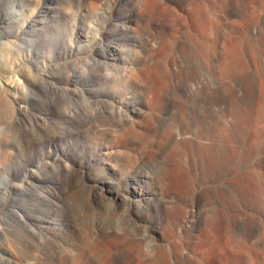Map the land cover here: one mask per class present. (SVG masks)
Segmentation results:
<instances>
[{
	"label": "bare ground",
	"instance_id": "obj_1",
	"mask_svg": "<svg viewBox=\"0 0 264 264\" xmlns=\"http://www.w3.org/2000/svg\"><path fill=\"white\" fill-rule=\"evenodd\" d=\"M26 1L30 6H33V3H37L35 10L32 8L29 9L30 15L28 16L27 24L22 28L23 32L29 35L33 32L40 31L38 28L39 26L36 25L42 20L41 17L45 10L46 12L48 11L50 15L55 11L53 10L54 7H52L53 4H49L54 0H50L49 3V0ZM83 1L85 5L81 8L79 7L76 13L79 23H83L81 27L85 26L81 30L80 35L84 32V35H92L88 48L81 56H86L85 63L82 61L86 68L85 71L81 70L84 74H79L78 70L76 71L72 68L74 66L72 63L73 61L71 62V67L59 66L56 68L55 71L57 72H55V74L48 72L47 65L39 61L35 62L29 69V79L16 78L12 80L8 79L5 74L0 75V99L4 100L3 102H11L12 114L10 115L15 117H12L15 123L12 124L14 127H17V130L20 132L18 133L17 131V135L20 134V136H22L21 139L19 138V142L22 140V144L24 142L29 144L30 142L28 140L31 138V134L34 133V130H40L44 133L42 130L43 126L41 128L39 126L40 118L37 117V114L33 115L32 121L27 118V115H29V112L32 110L31 104L36 101L38 93L44 96L49 95V97L50 95L55 97L60 95L59 97H61V94L62 96L70 94L67 87L64 88L58 85L59 82L65 81L67 85L70 82L74 83L76 92L79 93L80 97L81 95L86 96L89 100L91 99L90 101H92V99L104 98L106 96L104 95L106 91L96 90L94 86L89 84V78H92L95 72L91 75L88 73V70L90 72V70L92 71L96 68L98 71L99 68L97 69V67L101 65L102 67L104 65V69L101 67L104 72H107V69L109 70V68L106 69V66H112L115 70L124 72L125 77L126 74H128L125 80L128 79V81L136 82L135 79H143L144 81L141 80L143 86L145 85L143 82H146L144 100L139 103L137 102L138 100H129L133 97L130 96V98L127 99L128 103L125 106L121 105L126 108V111L122 108L124 113L122 114L121 112L120 116L122 119L119 117L118 120L121 119L129 126L125 124L126 127H128L126 128L123 125L124 123L121 124V121H119L118 125L121 124L127 129L122 131L117 125L121 129L122 134L119 135L120 131L118 132L116 130L118 136L116 135L115 128L117 127L114 125L112 126L114 129L110 128V131H115L110 133H115V137L118 138L96 143L93 152L90 148H88L89 151L86 149L89 154L91 153L90 157H98L96 160L92 158L89 162H85L84 157L81 155L85 156L86 151L84 152L81 148L76 147L75 150L78 151V154H80L79 157L82 158V162H80L79 165L72 161V163L67 162L62 157L59 158V156L43 164V168L46 167L47 169L55 170L53 173H55L56 178L46 176L42 178L38 171L43 168H37V171H30L27 174L28 176L24 179L28 186L37 187L29 183V180L35 178L38 179L39 183L48 185L44 187V189H40L44 190V193L32 197L29 204L24 208L17 206L15 210H12L11 216L14 217L13 223L6 222V219H0V264H21L22 262L15 254L10 244L9 238L11 239V237L9 235L13 231L19 234L23 233L26 236L36 235L39 239H48L49 241L60 234L72 230L68 221L65 220L64 216L60 213L65 202L76 196V192L74 191L76 188L74 183H71L75 179H78L80 181L79 183L86 186L90 200H99L100 202L106 201L108 206L110 204L116 211L118 210L119 215L121 212L126 214L127 219H129L130 224L133 226L131 227L132 229L128 228L131 229L129 232L134 229L132 234L125 229V224L127 222L129 223V221H125L123 218L126 216H124L121 218L126 222L123 225L124 229H120L118 227L119 225L115 226H117L116 229L119 228L120 230L113 229L114 226L111 228V225H113L112 223L116 221H109L111 223V225L108 224L109 226L106 224L107 227L110 228L103 226L104 223H106L105 221L104 223L101 221L103 223L101 224L106 228L101 229L99 226L100 229L98 230L97 228V231L94 229L96 226L92 228L96 231L94 232V239L103 242V246L106 247L105 250L102 248L103 254L112 264H114L113 262L116 261L118 256H122L125 253H130L129 264H264V0ZM13 5L15 6L16 4ZM106 5L109 9L108 13H110V18L104 16L107 13L104 15L101 14V8ZM61 15V17H63V14ZM111 26H113L112 28L114 31L109 33L107 27ZM124 35H127L126 38L130 41L133 40V43H135V48L133 47L134 49L132 52L127 49L130 53L123 51V47V50L120 48V38ZM4 37L5 35L1 38ZM104 40L108 43L106 48L103 47ZM137 49H139V51ZM36 53H43V49L38 47ZM73 53L74 49L68 52L70 58L74 57ZM78 60L81 62V59ZM76 62L79 63L78 61ZM82 67H80V69ZM63 70L69 72L66 77L63 76L65 78L61 76ZM103 70L101 72H103ZM108 72L107 74L104 73L106 77L108 74V77H110V73ZM97 74L98 73H96V75ZM123 79L121 78V80ZM141 81L139 82L140 86H142ZM126 82L127 80L125 83ZM125 83L121 82L122 87L126 86ZM128 85L129 82L127 86ZM21 88L23 89L20 90V97L15 93L16 99L13 101L11 99L12 91H18V89ZM170 90L174 91V93L178 94L180 97L181 100L178 102L176 99L179 97L177 96L178 98L175 99L173 97L176 96L172 94V98L176 100V102L174 101L175 104L178 102L177 108L180 110L185 109V102H188L192 97H200L199 99L203 102V111L200 115H195V113L191 114L194 123H198V129L195 128L196 131H193L188 126L191 123L188 118H186V120L190 123L185 126L184 121L181 119V114L183 113L181 111V118L179 117L178 119V117H176V123L173 122L175 127L172 128V125L169 126L171 127L169 131H165L167 130L165 128L163 136L158 134L161 136L159 141H152L151 139L150 142L149 138L153 137L148 134L149 136L146 137H149V141H147L150 143L151 147L156 146L162 149L164 146L170 144L172 150L168 155H172L171 153L174 151L177 153V158H175V160L173 159L174 161H169V172L165 176L160 175L162 178L156 185L148 183L149 181H147L145 176L138 174L134 187H126L123 184L130 179L123 173V170L120 169L118 161H122L123 159V162L131 163L137 160L135 157L136 155L134 156L132 153L134 149L130 147L129 142L131 139L135 141L136 138H139V140L140 137L143 138V134L145 133L143 131L149 128L148 125H150L151 128L153 122H158L157 120L160 113L163 112L165 107L170 103ZM46 99L48 100L47 97ZM51 99L54 98L51 97ZM64 99L65 98L61 97L62 101ZM51 102L47 101L48 104L46 105L45 117H52L53 110ZM99 102L101 104L102 100L98 101V103ZM67 103L64 102V104ZM95 103L94 105L98 106L97 102ZM104 103L107 102L104 101ZM225 103L226 105H231V107L227 105L230 107V109L228 108L230 110L229 116L226 113H222V111L207 115V110L210 105L220 108L221 105L224 106ZM69 104H71V99ZM74 104L75 103H73V105ZM110 104L112 105V102L109 103L108 109ZM171 104H173L172 101ZM187 104L189 105V102ZM53 105L56 104L53 102ZM78 105L80 107L81 104L78 102ZM74 106L76 107V105ZM88 106L87 104V107ZM112 106L113 108L111 107L112 109L110 108V110L113 111L114 114L112 115L114 116L115 113L119 112H116V110L114 111V107L117 105L114 106L113 104ZM82 107L81 109L84 108ZM90 108H87V110ZM98 108L96 107V109ZM210 108H212V106H210ZM56 109L59 110V108ZM65 109L73 114L70 109ZM87 110L85 109L84 111ZM60 111L65 112L66 110L60 109ZM76 111L77 110H75V113ZM84 111L82 112L84 113ZM90 111L92 110L90 109ZM90 111L88 110L89 113ZM100 111L99 113L102 116V112ZM89 113L87 115H89ZM171 113H173V110ZM75 116L76 115H70L67 118L73 121ZM160 116H162V113ZM88 117L90 119V116ZM116 117L117 116H115V118ZM79 118L80 115L77 119ZM162 118L163 117H161V119ZM164 118L167 117L164 116ZM176 118L174 117V119ZM80 119L83 121L82 117ZM168 120L170 119L168 118ZM41 121L46 123L45 118ZM172 121L170 124H172ZM76 123L79 122L77 121ZM90 125L92 124L90 123ZM90 125L88 123V127ZM57 127L62 128V126ZM78 127L79 126H77V128ZM102 127H104V125ZM102 127L101 129H103ZM66 128L61 129V135L66 134ZM77 128L75 127V129ZM97 128L98 127H96V129ZM108 129L109 128L103 129L102 131L104 132V130L107 131ZM44 130L46 131L48 129ZM68 130H70V128ZM100 130L97 129L96 131ZM54 133L57 134V131ZM107 133H109V131H107L106 134ZM145 134H147V132ZM39 135L37 136L39 137ZM37 136L33 138L35 139ZM47 136V142L50 146L59 145L60 139H58L59 137L57 135L49 134ZM22 138H25L24 141ZM141 141L142 139L137 143L142 144L144 142ZM144 143L147 142L145 141ZM142 146L144 147V145H141V147ZM22 147H18V150ZM153 150L154 149H151L152 152L149 150L150 153H153ZM94 151L97 152V154ZM194 153L197 154L196 156L198 159L195 157L192 158ZM165 155H167V153ZM156 157L158 156L156 155ZM165 157H163V159ZM169 160L171 159L169 158ZM152 161L154 160L152 159ZM164 161L166 162L167 159ZM86 167L98 169L103 178H100V181H89ZM162 168L164 167L162 166ZM155 170L154 173H156ZM164 172H166V169ZM201 172L207 173L210 179L207 177L208 181L206 182L205 179L202 180ZM156 176H158L157 173L155 174V177ZM154 178L152 180H154ZM202 178L205 177L203 176ZM2 180L0 189L4 184L7 185L6 181H8L6 177H3ZM26 190L30 192L31 188ZM79 192L81 193V191H78V193ZM88 198L89 197L85 198L84 196L85 201ZM76 199L78 200V198ZM86 202H89V200ZM39 203H45L50 207V211L44 217H38L36 214L37 205ZM206 205L212 206L213 211L211 214L204 216L202 208ZM88 206H90V202ZM104 207L102 209L106 210L110 206L108 208L106 207V209H104ZM119 210H121V212ZM108 211L113 212L114 210L108 209ZM151 211L161 214L163 223L161 221L157 224L151 223L149 217ZM102 214L101 212V215ZM108 215L112 217L111 215L113 214L111 213V215ZM115 218L117 219V216L111 219L115 220ZM124 221L122 222L124 223ZM82 224H84V221ZM82 224L78 226L80 230L85 227V225L82 227ZM115 224H117V222ZM74 226L77 227L76 224ZM91 226L89 225V227H86L88 228L87 230L84 229L80 232L84 233L85 230V232H87ZM19 228L20 230H18ZM92 229L91 231H93ZM72 231L74 232V230ZM77 232L79 233L78 230ZM83 233L80 234L82 235ZM85 236L89 237L87 234ZM71 237L73 238V236ZM81 238H83V236H81ZM85 241L91 242L89 238ZM92 242H94L93 238ZM92 242L90 244L91 246L94 245ZM60 244L62 243L60 242ZM77 245L78 244H76V246ZM87 245L90 246L89 243L86 244V247ZM142 246H145L148 251L146 248L143 251V249H141L143 248ZM96 247L95 245V248ZM100 249L96 248L97 251ZM25 251L23 252L25 253ZM91 254H93V252ZM31 255L32 254H30V257ZM99 258L101 259V257ZM99 258L98 260H100ZM34 260L32 261L34 262ZM57 261L58 264H67L64 257H59ZM107 263L108 262H106V264Z\"/></svg>",
	"mask_w": 264,
	"mask_h": 264
},
{
	"label": "rangeland",
	"instance_id": "obj_2",
	"mask_svg": "<svg viewBox=\"0 0 264 264\" xmlns=\"http://www.w3.org/2000/svg\"><path fill=\"white\" fill-rule=\"evenodd\" d=\"M35 1H37V0H35ZM49 2H50V0L48 1V3ZM13 4H16V5L14 6ZM49 4H53L52 7H54L53 10L55 12L54 13H51V15H50V13L48 11L46 12V10H45V12L43 13V15L41 17L42 20L40 21L39 24L36 25V26H39L38 28H39L40 31H36V32H33L32 34H29L28 35V34H25L23 32L22 28H24L25 25L27 24V19H28V16L30 15L29 14V9L32 8L33 10H35L36 9V6H37V3H33V6H30L27 3L26 0H22V1L21 0H0V75H4L5 74V76L8 79H12V80H15L16 78H23L25 80L26 79H29L30 78V73L28 72L29 69L34 65L35 62H39V61H41L42 64L47 65V71L50 72V73H53V74H55V72H57L55 70L59 66L71 67V62L73 61L72 63H73L74 66L72 68L74 70H76V71L78 70L79 74H84V72H82L81 70L85 71V69H86L84 67V65H85L84 63H85V60H86V56H83V57H81V56L85 53L86 49L88 48L89 42L92 39V35H87V34L84 35L85 34L84 31H83L84 33H82L80 35L81 30L85 26L81 27V25H83V23H79V20L76 17V13L79 10V7L81 8L83 5H85V2L83 0H82V3H81V0L80 1L79 0H54L52 3H49ZM64 5H66V6H64ZM107 7L108 6L106 5L103 8H101V10H102L101 11L102 12L101 14L104 15V14L107 13L106 15H108V16H106V15H104V16L106 18L107 17L110 18L111 16H110V13H108L109 12V9ZM46 8H47V6H46ZM106 10H108V11H106ZM68 11H69V13H68ZM61 14H63V17H61L62 16ZM112 27L113 26L107 27V30H108L109 33H111V32L114 31V29ZM3 35H5V37L4 38H1V37H3ZM7 35H8V37H7ZM126 36L127 35L121 36V38H120L121 41H120L119 45H120V48L121 49L123 47V49H124V50L122 49L123 51H126L128 53L129 51L132 52V50L135 48V43H133V40L132 39H131L132 41H130L129 39H127ZM129 37H131V36H129ZM105 40L103 42V44H104L103 47L104 48H106L107 45H108V43ZM38 47H40V48L43 49V53H41V54H37L36 53V49H38ZM71 49H74V53H73L74 57L73 58H70L69 55H68V52ZM137 50L139 51V49H137ZM75 58H76V61H78L79 63H77L75 61ZM77 58L78 59H81V62ZM78 66H80V67L83 66V67L80 69V67H78ZM101 67H102V65L100 67H97V69L99 68L98 71L96 70V68L93 69V70H96V71H93V70L91 71L90 70V72H89V70H88V73L91 74V75L95 72L93 74L92 78H89V81H90L89 84L92 85V86H94V89H96V90L106 91L105 92L106 94H104L106 96L104 98L92 99V101H90L91 99L89 100L88 97L86 98V96H82L81 95V97H82L81 98L80 95H79V93L76 92V87L74 86V83H71L70 82L67 85V84H65L66 83L65 81L59 82L58 85L59 86H62L64 88L67 87L69 89L70 94L69 95H64L66 97L62 96V94H61V97L65 98L66 101H65V99L62 101L61 100V97H59L60 95L58 96L59 97L58 98V97H55L53 95H50V97H49V95L48 96H44L41 93H38L37 94L38 96L36 97V101L31 104L32 110L29 112V115H27V118L32 121L33 115L34 114H37V117L40 118L39 119L40 120L39 121L40 128L43 126V128L46 127L44 129H48V130L45 131L42 128V130L44 131V133L42 131H40V130H37V131L34 130V133L32 132L33 134H31V138L28 140L30 142L29 144L27 142H24L23 144H25V145H23L22 144V140H21V142H19L22 136H20V134L17 135V131H18V133H20V132H19V130H17L18 129L17 127H14L13 126V124H15L13 118H15V117H13L12 115H10V114H12L11 102L10 101L3 102L4 100L0 99V183L3 181L2 180L3 177H6L7 180H8V181H6V184L7 185L4 184L1 187V189H0V219H6V222L13 223L14 222V217L11 216L12 210H15V208L17 206L20 207V208L21 207L24 208L26 205L29 204V202H30V200H31L32 197L39 196V195H41L42 193L45 192L44 190H40V189L41 188L44 189V187H46L48 184L46 185L45 183H39L38 182V179H36V178L33 179V180L32 179L29 180V183H31V185L32 184L33 185H36L37 187L28 186L25 183V179L24 178L26 176H28L27 174L30 171H34V170L37 171V168H40V169L43 168V166H44L43 164L51 161L53 158H55L57 156H59V158L62 157L67 162H70V163L73 162V163H77L79 165V163L82 162V158L79 157L80 154H78V151L75 150L76 147L81 148V150H84V152L86 151L85 156L84 155H81L82 157H84L85 162H89V160L92 159V158H93V160H96L98 157H96V158L93 157V156L90 157V154L91 153L89 154V152H88L89 149L88 148H90V150L93 152V149H95L96 143H99L100 141H104L105 142V141H109V140H115L116 138H118V137H115V135H114L115 133H117V131L118 132L120 131L119 132V135H120V134H122L121 129H122V131L127 130V129H125V127L128 124H126L125 122H123L121 120L122 118L120 116L121 115V112H122V114L124 113L123 109L126 111V108L123 107V106H121V105H124L125 106L128 103L127 99H129L130 96H133V97H131L129 100H138L137 102H139V103H140V101L144 100L146 82H143V84L145 83V85L143 86L142 85V81H144L143 79H135L136 82L133 81L134 83L132 81H128V79H126L127 82L125 83V81H126L125 78L128 77V74L125 73L126 74V77H125L124 76V72L117 71L112 66H110V67L106 66V69L109 68V70L108 69L106 70L107 72L111 70L110 72H108V73H110V77H108L109 74L106 77L107 72H104V70H103L104 69V65L102 67L103 69ZM100 69H102L103 72H101L102 70H100ZM69 70H70V68H69ZM67 73H69V72H65L63 70V73L61 74V76L62 77L65 76L66 77L68 75ZM96 73H98V74L96 75ZM100 73H102V74H100ZM104 73H106V74H104ZM114 76H115V78H114ZM65 77H63V78H65ZM104 77H106V78H104ZM121 78L122 79L124 78V79L121 80ZM139 80L140 81L142 80L141 81V85L142 86H140V83H139L140 81ZM0 81H1V77H0ZM121 82L122 83H125L126 86L125 87H122ZM128 82H129V85L127 86ZM22 89L23 88L18 89V91H12V94H11V97L12 98L11 99L13 101H15V99H16L15 93L17 94L18 97H20V94H21V91L20 90H22ZM142 90H143V92H142ZM172 90H173V88H172ZM172 90H170V97H171V98L169 97V99H171L170 100V103H169V105L167 107H165V109L163 110V112H161L162 113V116H160L161 115V113H160V115H159V118L160 119L158 118V120H157L158 122L157 123L156 122H153V123L151 122L152 123L151 124V128L152 129L150 128V125H148L149 128L147 130L143 131L145 133L147 132V134L144 133L145 135L143 134V138L140 137V140L142 139L141 142H143V141L145 142L146 141L147 143H144V142H143L144 144L143 143L142 144L137 143L138 141L140 142L139 138L138 139L136 138L135 141H133L134 139L133 140L131 139L132 142L131 141L129 142L130 143V147L134 149V151L132 153L134 154V156L136 155L135 156L137 158V160L135 161L136 163L135 162L127 163L125 161L123 162V159H122V161L121 160L118 161V165H119L120 169H122L123 170V173H125V175L127 177H129V179H130V180H128L129 183L126 182V183L123 184L126 187H134V183H135V180L137 179L138 174L145 176L147 178V181H149L148 183L154 184V185H156L158 183V181L162 178L161 176L167 175V173L170 170L169 161H172L173 159L175 160V158H177V155H176L177 153H175L174 151H172L173 153H171L172 155L169 154L170 155V157H169L168 153L171 152V150H172V146L170 144L167 145L168 147L167 146H164L161 149V147H156V146H155L156 148L155 147H151L150 146V143H148V141L150 140V142H151V139H152V141L153 140L154 141L155 140L156 141H159L160 140V137L163 136V133H165V131H169L171 129V127L172 128L175 127V124L173 125V122L176 123V121H177V118L176 117H178V119H179V117L182 115L181 116L182 118L181 117L180 118L184 121L185 126H187L188 123H190V122H188V120H189V121H191V123L188 126L193 131H196V129H198V123H196V122L194 123V120L192 119L193 117L191 116V114L195 113V115L196 114L197 115H200V113L203 111L202 110V103H203L202 100L199 99L200 97H198V96L197 97L196 96L195 97H192V99H190L188 101L189 102V105L187 104L188 102H185V104H186L185 105L186 106L185 107L186 111H185V109H183V110L181 109L180 110L179 108H177V104H178L179 100H181V99L178 96V94H175L174 91H172ZM139 92H141V93H139ZM171 92H173V93H171ZM172 94H174L173 96H176V97H173ZM46 97L48 98V100L46 99ZM51 97L54 98V99H51ZM70 97H72V98H70ZM116 97H118V98H116ZM172 97L175 98V99L178 98V99H176V100H178V102L176 104H175L176 100L175 99L173 100ZM75 98L78 101H76ZM55 99H56V101H55ZM70 99H71V104H69ZM81 99H83L89 106L87 107V104L83 100H81ZM194 99H197V100H194ZM51 100H52V102H51ZM101 100H102L101 104H100V102L98 103V101H101ZM103 100L106 101L107 103H104ZM47 101L48 102H51V105H52L53 114H52V117L51 118L50 117H45V115H44L46 113L45 112L46 105L48 104ZM57 101H59V102H57ZM171 101H172L173 104H171ZM53 102L56 105L59 104L58 105L59 107L58 106L57 107H54L56 105H53ZM64 102L65 103L68 102V103L67 104H64ZM72 102L75 103L74 105H76V107L73 105ZM78 102L84 108L86 106V108H85L86 110H87V108H90L91 107L90 109L92 111H90V109H88L90 111V113L88 112V110L87 111H84L85 109L81 105L79 107ZM91 102H92V105H91ZM95 102H97V105L98 106H95L96 105ZM110 102H112V105L114 104V106L117 105L116 107H114V111L116 110V112H119V113H115L114 116L112 115V114H114L113 111L110 110L111 107L113 108V106L111 104H110L109 109H108V105H109ZM94 103H95V105H94ZM102 103H103V105H102ZM84 104H85V106H84ZM104 104H106V105H104ZM68 105L71 106V107H69ZM195 105H196V107H195ZM227 105L231 107L230 104H227ZM227 105L225 103L224 106L221 105L220 108H216L215 106L210 105V106H212V108H210V106H209V109L210 110L209 109L207 110V115H212V113L215 114V113L220 112V111H222V113H226L228 115V114H230V110H229L230 107H228ZM94 106H95V108H94ZM60 107H63V108H60ZM73 107H75V108H73ZM81 107L84 110L81 109ZM96 107L97 108L100 107L98 109H100V110L102 109V110L100 111V110L96 109ZM103 107H106V108H103ZM56 108H59V110L56 109ZM65 108L70 109V111H72L73 114H71V112H69V110H67ZM71 108H73L74 110L71 109ZM92 108H94V109H92ZM167 108H170V109H167ZM60 109L61 110H66L65 112H67V113L69 112V113L67 114V113H65L63 111H60ZM75 110H77L76 113H75ZM96 110H97V112H96ZM108 110H109V112H108ZM172 110H173V113H171ZM211 110H213V111H211ZM78 111H80V112H78ZM82 111H84V113ZM99 111L102 112L101 113L102 116L100 115ZM103 111H106V112H103ZM85 112H87V113H85ZM180 112L182 113L181 115H180ZM40 113H42V114H40ZM64 113L66 115H68V116H70V115H72V116L73 115H76L75 117H77V118L80 115V118L82 117L83 118V121H81L82 119H80V118L77 119L75 117H74V120L75 121L74 120L73 121H70L67 118L68 116H66ZM88 113H89V115H87ZM178 113H179V116H178ZM169 114H171V115H169ZM163 115L165 117H167V118H164ZM88 116H90V119L91 120L89 119ZM115 116H117V117L115 118ZM190 116H191V118H190ZM87 117H88V119H87ZM119 117L121 118L120 120H118ZM161 117H163V118L161 119ZM174 117L176 119H174ZM41 118H43V119H41ZM44 118L46 120V123L48 122L47 124L44 121H41V120H44ZM168 118L170 120H168ZM186 118H188V120H186ZM77 121L79 123H76ZM86 121H87V123H86ZM88 121H90V122H88ZM116 121H117V124H116ZM119 121H121L120 122L121 124L124 123L123 125L125 127H123V125H121V124L118 125V122ZM171 121H172V124H170ZM62 122H63V124H62ZM185 122H187V123H185ZM88 123H89V125H90V123L92 124V125H90L91 127L90 126L88 127ZM154 123L157 124V125L156 124L154 125L156 128L154 126H152ZM101 125L102 126L104 125V127H102ZM113 125L115 127H117V128H115V131L117 130L116 132L113 130V132H115L114 134H112L113 132L110 131L113 128L112 127ZM57 126H62V128L61 127H57ZM68 126H69L70 130H68L69 129ZM77 126H79V127L77 128ZM169 126H171V127H169ZM55 127H57V128H55ZM63 127L64 128L67 127L66 128L67 131H66V134L61 135V132H62L61 129H64ZM75 127L77 129H75ZM96 127H98L97 128L98 130H100L101 127L103 129L109 128L107 130V131H109V133H107L108 135L106 134V132H107L106 130H104V132L102 131L103 129H101L100 131H96L97 130ZM51 128H54V129H51ZM126 128H128V127H126ZM153 128H155V129H153ZM165 128L167 130H165ZM150 129H151V131H150ZM157 129H159L160 131L157 130ZM53 130H55V131H53ZM71 130H73V131H71ZM52 131H53V133H52ZM56 131H57V134L54 133ZM58 131H59V133H58ZM40 132H42L44 135L42 133H40ZM110 132H112V133H110ZM76 133H77V135H76ZM98 133H100V134H98ZM15 134L18 136V138H17V136ZM49 134L50 135L54 134V135H57L59 137L58 139H60V140H59V143H58L59 145L58 146H50L48 144V142H47V137L48 136L47 135H49ZM148 134L151 135V137H153L154 139L153 138L146 137V136H149ZM158 134H160L161 136L158 135ZM37 135H39V137ZM116 135L118 136V133ZM34 136L35 137L37 136V138L34 139L33 138ZM96 136H98V137H96ZM15 137H16V139H15ZM9 138H10V140H9ZM113 138H115V139H113ZM148 138H149V140H148ZM22 139L24 141L25 138H22ZM39 140H42V141H39ZM35 142H37V143H35ZM133 142H136V143H133ZM141 145H144V147L143 146L141 147ZM22 146H24V147H22ZM149 146H150V149H149ZM18 147H22V148H19L20 150H18ZM170 147H171V149H170ZM146 148H148L150 151H151V149H154L153 150V153L154 154L153 153H150V151L148 149H146ZM86 149H88V151ZM146 150L148 151V153H147ZM102 152H103V150H102ZM165 152L167 153V155H165L166 154ZM95 153L97 154V152H95ZM152 155H153V157H152ZM156 155L158 157H156ZM196 155L197 154L194 153V156H192V158H194V157L197 158ZM163 157H165V158L163 159ZM169 158L171 160H169ZM152 159L154 161H152ZM158 159H159V161H158ZM166 159H167V161H166L167 163L164 161ZM138 161H139V163H138ZM160 161H161V163H160ZM162 161H163V163H162ZM159 163H160V166H159ZM161 165L166 169V172H164L165 169L162 168ZM150 167H152V168H150ZM44 168H46V167H44ZM44 168L41 169L42 171L41 170L38 171V173L41 174L40 176L42 178L45 177V176L46 177L56 178L55 177V173H53L55 171L54 169H47V168L44 169ZM151 169H153V170H151ZM155 169H157V170H155ZM86 170H88V178H89L88 180L89 181H100V178H103L102 174L98 171V169H96L94 167H86ZM154 170L156 171V173L158 175V176H156L157 179L155 177V174L156 173H154ZM147 171H148L149 174L147 173ZM150 172H151V174H150ZM49 173H51V174H49ZM164 173H166V174H164ZM131 174H132V176H131ZM200 174L202 175V176L200 175L201 176V179L202 180L205 179V182L208 181L207 180V177H208V179H210V177H209V175L207 173L201 172ZM203 176L205 178H202ZM153 178H154V180H152ZM79 182L80 181L78 179L77 180L75 179L74 181L71 182V183H74V186L76 188L74 190L76 192V194H75L76 196H74L71 199L72 202H71L70 199L67 200L68 202L67 201L65 202V205H63V207H62L63 209L61 210V213H60L61 215L64 216V219L68 221V223L70 224L72 230H74L75 233L72 230L71 231H67L64 234L58 235L60 238L57 236L56 237L57 239L54 238L53 240H49V241H48V239L47 240L46 239L45 240L39 239L36 235L35 236H33V235H31V236L27 235L26 236L23 233H20L19 234L16 231H13L9 235L11 237V239L9 238L10 244L12 245L11 247L13 248L15 254L22 261L21 264L22 263L23 264H29V263L30 264L31 263L32 264H58L57 263L58 262L57 259L59 257H64L66 259V261H67V264H72V263H78V264L79 263L80 264H101V263H104V264H106V262H108L109 264H112V262L111 261H108L109 259H107L104 256V254H103V250L106 249V247L103 246L104 245L103 242H99V241H97V239H94L95 238L94 232L97 231V228H98V230L100 229V227H101V229L106 228L108 224L111 225L110 222H114V221H116L117 224H115L116 222L112 223L113 225H111V228L114 226L113 229H116L117 226H115V225H119L118 227L120 229L121 228L124 229V226L123 225L126 223L125 221H129V219H127L126 214H124L123 212H121V210H119L121 212L120 213L121 216H120L118 210L116 211V209L112 205H110V204H109V206H110L109 207L107 205L108 203L106 201H101L100 202L99 200H97V201H93L92 199L90 200V196H89L88 190L86 189V186L84 184H82V183H79ZM78 184H79V186H78ZM83 185H84V187H83ZM28 188H31V191L30 192H27L26 189H28ZM78 191H81V193L80 192L78 193ZM77 196H80V197H77ZM84 196H85V198L89 197L88 199H86V201L89 200L90 206H88L89 202H86L85 201ZM75 197L78 198V200ZM81 197H83V198H81ZM104 204H106V205H104ZM80 205L81 206L83 205V206L81 207ZM91 205H93L94 207L91 206ZM104 206H106L107 208L109 207L108 208L109 210H111V209L114 210L113 212H115V213H113L111 211H108V209H106V207H104ZM103 207L106 210H103L102 209ZM212 209H213L212 206L206 205L205 207L202 208L203 215L206 216L207 214L208 215L211 214L212 211H213ZM95 210H96V212H95ZM49 211H50V207L47 204H45V203H39L37 205V213L36 214H37L38 217H44V216H46ZM209 211H211V212H209ZM101 212L103 213L102 215H101ZM108 212H110V213H108ZM98 213H99V215H98ZM107 213L110 214V215H111V213L113 215L115 214L114 216H117V219L115 218V220H113L114 219V216L113 215H111L113 217V219H111L112 217H110ZM154 213H155L154 211H151L150 212V216L149 217H150L151 223L157 224L160 221L163 223L161 214H157V213L154 214ZM118 215H119V217H118ZM124 216H126V217H124ZM121 218H123L125 221L122 220ZM79 220H81V221H79ZM120 220H121V222L124 221V223L122 222L123 223L122 224L120 222ZM83 221H84V224H82ZM92 221H94L95 223L92 222ZM97 221H98V225H97ZM101 221L103 223H104V221L106 222L103 225V226H106V227H103L102 226L103 223ZM80 222L82 224V227H83V225H85V227H83L81 229L82 231L84 229L87 230L88 228H86V227H89V225L90 226L93 225V226L90 227L91 229L96 226L94 228L96 231L94 229H92L93 231H91V229L89 228L90 231L88 230L89 232L88 231L85 232L86 231L85 230L84 231L85 234L83 232H80L81 230L78 228V226L81 225ZM87 223H88V225H87ZM120 223H121V226H120ZM127 223L125 224L126 225L125 226V229H127V231L129 232V230H131L132 229L131 227H133V226L130 224V221H129L128 224ZM75 224L77 225V227L74 226ZM12 226L13 227H16L15 225H12ZM80 228H81V226H80ZM107 228H110V227H107ZM119 228L116 229V230H120ZM128 228H131V229H128ZM18 230H20V228ZM77 230L79 231V233L77 232ZM133 232H134V229L131 232H129V233H132L133 234ZM80 233H83V234L81 235ZM91 233H93V234H91ZM86 234L89 235V237L88 236H85ZM65 235H66V237L68 239L65 237ZM71 236H73V238ZM81 236H83V238H81ZM70 238H72V239H70ZM79 238H80V240H79ZM88 238H89V240H91V242H92V238H93L94 242H92V244L94 243V245L91 246L90 245L91 244L90 241H88V242L85 241ZM29 240H30V242H29ZM56 241H57L58 244L57 243L55 244ZM82 241H83L84 244L82 243ZM60 242L62 244H60ZM21 243H23V244H21ZM31 243H32L33 246L31 245ZM88 243H89V245L91 247L88 246V245L86 247V244H88ZM36 244L37 245L39 244V245L37 246ZM40 244H44V245H40ZM70 244H71V246H70ZM76 244H78L80 246H78V245L76 246ZM95 245L97 246L96 247L97 249L98 248L99 249L101 248L100 249L101 251L100 250L97 251L96 248H95ZM14 246H15V248H14ZM102 248H103V250H102ZM145 248L146 247L144 246L141 249H143V251H144ZM66 249H67V251H66ZM15 250H18L20 253L18 251H15ZM146 250L148 251L147 248H146ZM23 251H25V253ZM89 252H91V253L93 252V254H91ZM18 254H20L21 257ZM25 254H27V255H25ZM30 254H32L31 257H30ZM129 254L128 253H125L122 256L120 255L121 257L118 256L116 258V261L113 262V263L114 264H124V263L125 264H129V262H128V261H130L129 260V258H130V255ZM99 257H101V259ZM95 258H96V260H95ZM98 258L100 260H98ZM34 259H36V260H34ZM23 260L26 261V262H24ZM32 260H34V262Z\"/></svg>",
	"mask_w": 264,
	"mask_h": 264
}]
</instances>
